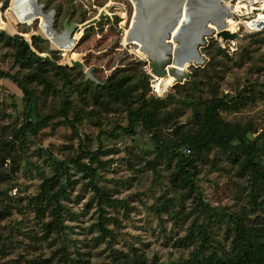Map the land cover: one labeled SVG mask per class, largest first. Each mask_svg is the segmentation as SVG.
Returning a JSON list of instances; mask_svg holds the SVG:
<instances>
[{
    "label": "rangeland",
    "instance_id": "obj_1",
    "mask_svg": "<svg viewBox=\"0 0 264 264\" xmlns=\"http://www.w3.org/2000/svg\"><path fill=\"white\" fill-rule=\"evenodd\" d=\"M221 1L228 9L223 29L230 30L233 6L231 0ZM37 4L44 14L54 12L51 24L32 0H0L4 33L0 71L17 77L33 92V121L64 108L78 132L57 118L36 135L26 131L12 146L2 145L0 264H206L213 254L223 260L231 257L235 222L264 231V183H258L253 195L252 177L238 147L214 150L201 159L192 189L174 177L175 157L156 149L143 129L132 133L116 129L127 127L126 108L107 95L122 78L131 84L143 82L149 99L163 101L161 111H173L157 130L171 144L193 128L190 99L252 92L254 99L245 107L221 114L228 123L251 127L252 141L264 132V33L241 30L233 44L215 36L204 38L198 47L203 63L191 67L190 61L185 63V78L179 82L184 86L172 88L178 84L173 77L158 83L150 62L133 51L132 44L123 43L133 14L130 0H37ZM64 20L77 24L72 41L59 34ZM205 28L219 30L212 22ZM14 36L53 64L43 73L44 82L26 83L29 72L16 65L15 48L7 40ZM76 54L93 68L91 76L98 84L84 81V73L68 65ZM27 113L19 89L0 80V144L12 142ZM258 144L264 175V139ZM85 148L99 150V165L87 158ZM77 162L96 168L95 185L119 201L103 213L107 235L98 228L100 213L89 175ZM60 164L66 169L58 168L57 182L45 197L41 184L57 174ZM54 194L60 203L61 227L53 221L49 197Z\"/></svg>",
    "mask_w": 264,
    "mask_h": 264
},
{
    "label": "trees",
    "instance_id": "obj_2",
    "mask_svg": "<svg viewBox=\"0 0 264 264\" xmlns=\"http://www.w3.org/2000/svg\"><path fill=\"white\" fill-rule=\"evenodd\" d=\"M25 21V20H24ZM264 31L251 33L250 35H258ZM0 36H4L0 32ZM15 48L14 61L16 65L29 72L26 83L44 82L43 73L47 71V67L53 68V64L48 58L39 57L20 36L8 37ZM34 45V41L32 42ZM61 42V45H66ZM54 46L55 43L53 44ZM37 50V46L34 45ZM222 54H226L224 50L218 49ZM191 67V66H190ZM0 80H7L13 83L21 92L25 109L28 113L24 115L22 126L15 132L12 142L10 144H0V153L3 151V146H12L16 141L29 132L36 135L38 130L48 126L49 123L55 119H63V122L77 134L75 125L68 119L67 113L64 108L58 110L55 114L46 116L38 121H33L30 117L33 92L29 89L24 82L8 72L0 71ZM158 83L161 80H157ZM143 82H135L133 84L128 82V79L122 78L118 84L111 86V93H108L110 101L120 103L126 108L127 127H117L116 129L121 132H134L136 128H141L145 133L149 134L154 147L158 150L166 151L176 159V167L174 177L180 180L185 185H190L195 189L194 178L197 174L198 162L206 157L214 150L221 152H229L235 146L244 155V166L250 171L252 177V193L254 195L258 183H264V175L262 174L259 166V157L262 156V150L259 147L258 141L264 139V132L259 134L254 140L249 141L247 135L254 134L255 131L251 127L240 125L237 123H228L222 117V113L228 110L238 111L245 107L248 101L252 102L254 93L242 94L239 93L236 97H230L228 94L222 97L213 95L206 100H199L196 98L190 99L187 106L193 112L194 124L193 128L182 132L180 139L166 143L159 136L157 130L160 125L167 119L173 117V111H161L159 105L163 104L162 100L149 99L147 91L142 89ZM184 85L175 84L172 88ZM176 129V128H175ZM87 140V139H86ZM86 147V146H85ZM85 154L90 161H95L100 164L98 154L99 150L90 151L85 148ZM77 167L89 175V183L97 198V208L100 213L98 218V228L104 235L109 234V231L104 228L105 218L103 213L106 207H113L119 204L118 200L111 199L110 196L103 190L99 189L94 182V177L97 173L96 168L86 166L84 164L76 163ZM66 169L63 164L56 167ZM58 173L49 179L44 180L40 187V193L47 197L51 187L57 182ZM258 187V186H257ZM49 200L54 204L52 212L53 221L56 227H61L62 216L60 203L56 195L49 197ZM236 236L232 241V255L230 258L223 260L215 256H209L206 264H264V231H256L252 226L245 225L243 222H235ZM132 264H141L134 262Z\"/></svg>",
    "mask_w": 264,
    "mask_h": 264
},
{
    "label": "bare ground",
    "instance_id": "obj_3",
    "mask_svg": "<svg viewBox=\"0 0 264 264\" xmlns=\"http://www.w3.org/2000/svg\"><path fill=\"white\" fill-rule=\"evenodd\" d=\"M133 7V14L131 17V22L129 28L135 27L139 24L141 20L142 10H145L152 16L156 15L157 12H164L159 16L162 19L165 15L171 17V19L164 23L160 30H158L156 37L158 38L157 48L145 47L141 44H136L133 51L136 50L141 58H146L150 63L154 65H159L163 59L167 56H172L174 49L178 48L179 45L185 50L192 51L197 43L201 40L202 36L211 32L210 30H205L206 24L212 22L219 28H223L222 18L227 14V2L218 0H130ZM203 1L205 3H203ZM33 6L38 13L43 14L49 18L50 24L52 23L53 14L42 12V7L37 4V0H32ZM210 6H214V12H211ZM233 6V5H232ZM234 9V7H233ZM162 12V13H163ZM191 15V16H190ZM178 16V17H177ZM177 17V18H176ZM194 20H193V18ZM176 19V20H175ZM205 23V24H204ZM233 23V22H232ZM230 23V24H232ZM165 25V26H164ZM205 25V26H204ZM218 28V29H219ZM128 31L126 32V34ZM174 33L175 35H171ZM168 36V38H166ZM59 42L65 40L57 36ZM156 38V39H157ZM178 43L177 46H173V43ZM123 43L127 44L126 39H123ZM171 44V48H166L167 44ZM135 53V52H134ZM188 54V53H187ZM191 54V53H189ZM190 61H194L196 57L190 55L187 56ZM178 60V59H177ZM186 60V63L189 62ZM197 61L200 59L197 58ZM169 70V69H168ZM181 70V69H179ZM156 77V76H155ZM172 77L168 74L165 77H156L158 79H165Z\"/></svg>",
    "mask_w": 264,
    "mask_h": 264
},
{
    "label": "water",
    "instance_id": "obj_4",
    "mask_svg": "<svg viewBox=\"0 0 264 264\" xmlns=\"http://www.w3.org/2000/svg\"><path fill=\"white\" fill-rule=\"evenodd\" d=\"M40 6L43 8L42 5H40ZM144 9H146V8H144ZM145 12H146V10H145ZM145 12H143V10H142V13H140L141 14V20H140L139 24L135 27L130 28L128 33L125 35V39L127 41V44H132L133 49L136 47V44H141L145 47H150V48H152V47L157 48L158 44L160 45V43L158 42V38L156 37V34H157L158 30L161 29L163 24L168 22L171 19V17H168L165 15L162 19H158V21H157L156 20L157 16L152 17L149 13H147V15L145 16ZM162 12L160 13V15L165 14V11L163 13ZM49 13L54 15L53 11H51ZM157 14H159V13L157 12ZM153 23H156V25L153 28H151ZM76 28H77L76 23L72 22V23L68 24V21L64 20L62 23V30L60 31L59 34L65 33L67 38H69L72 41V35L75 32ZM205 30L208 31L209 28H205ZM203 36H204L203 39L201 38V40L197 43V45L193 48L192 51L185 50L184 48H182L181 45H179L178 48L174 49L173 55L165 57V59H163L162 62H160V64L158 66L154 65V63L151 62L150 63L151 64V71L154 74V76L165 77L169 72V74H171L172 77L174 78L175 82L179 83L180 81L184 80V78H185V72L182 71V68L186 63V60H189L187 58V56L190 55V58H192V56L196 57V59L194 61L189 60L190 61L189 66H191V65H197L198 66V65H201L203 63L202 57L199 55V52H198V47L203 44L204 38H206L208 36L209 37L215 36L216 38H220L223 41H233V40H236L238 38V36L236 34H231L228 31L224 30L223 28H219V30L217 32H214L212 30L211 32H209L208 34L203 35ZM166 38H168V36H166ZM166 48L170 49L171 44L170 43L167 44ZM189 53H191V54H189ZM68 55H69V53H68ZM197 58L200 59V61H197ZM68 65L71 68H75L78 72L84 73V75H85L84 81L92 80L93 82H95V84H98V82L96 80H94L91 76V71L93 68H87L85 66L83 60L79 57V54H76V56L69 58ZM179 69H181V70H179ZM247 137H248V139H251L250 134H248Z\"/></svg>",
    "mask_w": 264,
    "mask_h": 264
},
{
    "label": "built area",
    "instance_id": "obj_5",
    "mask_svg": "<svg viewBox=\"0 0 264 264\" xmlns=\"http://www.w3.org/2000/svg\"><path fill=\"white\" fill-rule=\"evenodd\" d=\"M230 3L234 7L230 14L233 26L226 31L237 36L241 30L250 34L264 31V0H231Z\"/></svg>",
    "mask_w": 264,
    "mask_h": 264
}]
</instances>
